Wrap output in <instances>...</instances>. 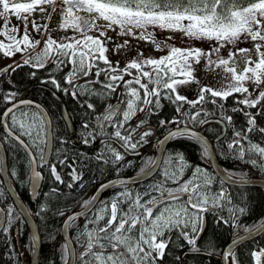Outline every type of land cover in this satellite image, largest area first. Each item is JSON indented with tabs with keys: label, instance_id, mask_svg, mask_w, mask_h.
<instances>
[{
	"label": "snow or ice",
	"instance_id": "snow-or-ice-1",
	"mask_svg": "<svg viewBox=\"0 0 264 264\" xmlns=\"http://www.w3.org/2000/svg\"><path fill=\"white\" fill-rule=\"evenodd\" d=\"M55 0H0V53L6 57H11L17 53L27 58L22 62H15V66L8 65L0 71V74L6 73L8 68L14 72L16 68L29 65L34 69H43L49 62H54L56 68L62 69L71 65L70 70L65 76L64 84H61L54 78L44 83H52L57 90L70 94L73 99L80 96H97L115 93L122 84L126 89L124 96L115 104H109L104 112L96 117L99 133L90 132L89 136L95 140L97 135L104 134L107 125H111L115 131L105 141V153H111L110 162L117 165L124 160L125 155L135 152L143 143H147L146 137L152 136L153 130L148 128L145 131H138L146 124L145 120H139L135 127H125L132 121L137 113L147 112L153 114L152 107H159L161 100L166 99L176 105L178 117H173L170 121L161 120L160 125L169 127V131L163 140L158 141L163 145L170 139L178 137L195 140L201 145V155L205 158L211 156L207 141L197 131L195 126L204 125L207 119H200L201 114L205 117L209 115L203 108L197 110V105H203L208 97L210 102L217 104L216 98L227 100L233 94H242L243 98H237L233 112H242L247 119V129L242 132H235L227 148L233 151L238 159H245L246 153L255 158H250L249 163L264 168V147L260 143H252L248 139V134L258 131L264 134V128H257L256 118L250 111L245 109H258L256 115L264 113V89L260 88L264 84V0H61L63 8L61 9L62 22L59 25L61 29L71 28L73 35L57 40L47 35L43 40L44 47L35 55L32 51L41 44L40 39L34 38L28 29L31 20L32 30L37 35H42V29L47 30L48 25H41L35 19H31L35 12L45 13V5H52ZM55 11V8L52 9ZM84 13L85 15H81ZM11 16L23 22V35L18 36L19 26L11 25ZM51 13H49V17ZM105 23L100 25L98 20ZM11 25V26H10ZM158 27L161 30H168L173 33L180 32L191 40L214 41L213 47L205 52L196 47L180 48L174 45L164 44L167 48V54L160 58H144L139 54V58H134L121 67L120 62L115 64L109 59L106 53L109 51L108 44L112 38L107 35L108 30L115 31L119 29V36H131L136 39L145 40L151 43L157 50H162L161 43L155 39L149 28ZM139 30V34H137ZM95 33V34H92ZM172 37H169L171 39ZM241 40L252 42L251 48H237L230 50L225 58L220 55L221 49L226 45L235 46ZM128 40L123 44H116L112 49L119 52L127 47ZM256 53V59L250 58L251 52ZM249 56L242 72L237 71L235 67L230 66L235 63L236 55ZM216 59H213V57ZM205 59L210 69L219 68L224 71L229 82L222 85L219 89L202 86L199 88L197 98L189 100L187 96L178 92V86L185 85L195 81L193 75V65L198 64L201 59ZM103 62L105 67H99ZM149 70H145V67ZM95 69V80L88 79ZM132 70H135L133 73ZM35 72L32 73L35 76ZM103 75L105 82H100L99 77ZM130 76L131 79H125ZM84 83H77L81 78ZM183 77V78H180ZM246 81H254L257 85L258 94L255 96L245 86ZM101 83V91H97L90 85ZM106 90V91H104ZM142 93V95H141ZM3 95L5 104H10L0 116V125L3 126L5 135L3 142L20 145L29 157V167L31 170L30 182L35 189L36 184L41 177V173L36 170L37 167L48 166L47 145L49 143L48 134L50 122L46 115L36 105L38 110L39 123L35 120L32 124L21 123L20 135H16L13 129L17 125L15 109L19 104L30 105L31 101L15 102L17 94L12 91L0 93ZM187 104L193 109L192 112L183 111V105ZM243 105L244 107H239ZM222 121L227 120L229 124L232 117L223 114ZM87 108L95 111L92 103H87ZM122 109V111H121ZM27 115V114H25ZM11 116L12 124L9 125L7 117ZM114 118H118L114 121ZM175 124L176 128L171 129L170 125ZM183 125V127H181ZM85 123L83 127L88 128ZM27 136L29 143L21 138ZM139 137V139H137ZM248 141L247 146L242 141ZM111 141L122 142L121 147L125 149L124 154L110 146ZM84 143H89L88 139ZM264 143V142H262ZM30 145L37 148L36 156L30 150ZM43 145V147H41ZM14 146V145H13ZM39 158L37 164L36 157ZM104 155H98L97 159H104ZM178 163L175 171H170L168 167L163 172L164 179L150 186L147 192L133 193L126 185L127 180L109 181L102 184L100 189H106L114 185H120L125 188L123 192H118L105 204L95 215V218L89 221L95 227L85 226L86 237L84 251L80 253L81 264H156L157 260L163 258L169 240L165 239L167 232L173 229H180L181 236L187 240L190 245H195V237L199 235L197 228L202 223L201 213L208 211L204 207L212 200V206L220 205L226 193L222 188L218 194L209 195L202 191L210 188L214 177L206 169L197 166L193 171V177L187 181H181L184 175V169L189 165L184 161L182 155L177 156ZM173 157L169 155L165 160L166 165H171ZM66 161L60 160L58 163L63 165ZM106 162H108L106 160ZM130 163V162H129ZM159 166V162L149 158L145 163V168L141 169L136 179L140 176L150 175L151 172ZM51 174L55 181L64 183L61 175L57 172L56 164L50 166ZM13 175L16 173L13 172ZM73 183L80 179L76 169L73 168L69 174ZM171 181L178 185L175 188L167 187V182ZM224 180L246 184L249 182L246 175H241L238 180H233L231 175L225 174ZM224 180L221 183H224ZM73 184H69L71 188ZM83 187V185H81ZM57 192L53 188L52 193ZM155 192L157 195H152ZM2 195V192H0ZM48 195L47 193L45 194ZM187 195V200L178 203ZM150 196L149 199L144 197ZM95 203V197L85 200L82 207L89 209ZM127 204V210H123L121 205ZM44 206H41L43 211ZM159 211L154 213V210ZM195 211H190L189 209ZM243 213L244 209H239ZM39 214V213H37ZM63 215V213H60ZM7 223L12 225L16 213L10 207L7 210ZM18 215H26L22 209ZM79 214H77L78 216ZM3 211H0V232L7 233L8 227H5L2 218ZM77 216H69L65 221L66 226H71ZM101 222L103 226H101ZM224 223H228L227 220ZM191 226V234L184 229ZM245 233L251 234L252 231H264V223H260L250 229L245 227ZM243 237H237V240ZM237 241L234 240L233 244ZM36 238L34 237L31 247L35 250ZM64 264H74L75 253L71 250L69 244L64 246ZM251 256L256 264H264V249L253 251ZM226 264H238L234 254L229 250L224 252Z\"/></svg>",
	"mask_w": 264,
	"mask_h": 264
},
{
	"label": "trees",
	"instance_id": "trees-1",
	"mask_svg": "<svg viewBox=\"0 0 264 264\" xmlns=\"http://www.w3.org/2000/svg\"><path fill=\"white\" fill-rule=\"evenodd\" d=\"M42 48L43 45L40 44L36 50L32 51V54L35 55V53L39 52ZM15 62H22V60L17 59L9 65L15 66ZM99 67H105L103 62L99 63ZM5 68L6 67L0 68V71ZM70 68L71 65H67L58 70L54 62H49L43 69H34L29 65H25L16 68L14 72L12 68H8L6 73L0 74V93L12 91L17 94L16 99L29 98L39 102L44 106L51 120L53 139L52 152L48 166L38 167L43 173V178L35 197H31L28 189L30 172L29 157L19 144L15 142H13V144L3 142L5 133L3 132L2 125H0V139L6 153V163L10 180L25 202L38 226L40 235L39 264H64L63 246L65 242L61 238L62 221L68 213L83 205L84 201L89 198L97 184L114 175L133 174L143 169L146 161L152 158L150 151L140 156H125L124 160L120 162V170L117 172V165H113L110 162L111 153H105V144L99 143L101 138L111 137L115 129L111 125H107L104 129L107 136L100 134L96 136L95 140L88 135L90 132H100L96 117L102 113L106 104H110V102L113 101V94L111 93L103 96L83 95L78 99H73L70 94L57 90L52 83L42 82L48 81L54 76L61 86L64 87L66 86L64 84L65 76ZM33 72L36 73L35 76L32 75ZM89 79H96L95 69H93ZM99 80L100 82H105L104 76L101 75ZM80 83H84V81ZM90 87L95 88L97 91H101V83L92 84ZM51 91H55L64 103L72 123V131H69L61 114L60 103L51 95ZM125 92L126 89L123 87L121 99H126L124 96ZM238 97L242 99L243 95L233 94L227 98V100L216 98L218 103L212 104L210 102L211 97L209 96L208 100L203 105L196 106L197 110L203 108L209 113L207 117L201 114L200 119L210 117L221 119L222 110L220 105H223V114L231 116L232 122L229 124L227 120H223L225 122L226 131L221 139L216 141L213 139L220 132V124L217 122H208L201 127L200 124L197 123L195 128L199 129L212 141L217 160L226 172L239 177L241 175H246V177H264V168L248 162L250 158L255 157L246 153L245 159H238L237 155L227 148V144L233 139L234 133L238 131L242 132L248 127L247 119L243 113L232 111L233 108L237 107L235 100ZM87 103H92L95 107V111L88 109ZM7 105L8 104H5L3 101V95H0V116ZM150 107H152L153 114L149 115L147 112L137 113V116L125 125L126 128L129 126L135 127L136 122L145 120V128L140 131L142 132L151 128L154 133L152 136L146 137V140L157 139L169 129V127L160 125L161 120L170 121L173 117H178L176 105L169 100L162 99L161 105L158 108L154 105ZM239 107L244 106L240 105ZM182 110L185 112L193 111L189 105L185 104ZM245 110L255 115L257 128H264V113L256 115L258 109ZM15 115L17 117V125L13 131L18 135H20L21 132V123L32 124L34 120L36 123H39L38 110L32 105H23L15 109ZM6 119L11 126V116ZM116 119L118 118H114V121ZM85 123L89 125L87 129L83 127ZM174 125L175 124H172L170 127ZM21 138L26 143H29V138L27 136H22ZM85 139H88L89 143L85 144ZM137 139H139V137H137ZM248 139L251 140L252 143H260L261 146L264 147V143H262L264 142V134L253 131L248 134ZM242 142L247 146V140ZM110 146L121 152L120 148L114 142L111 141ZM41 147H43V145H41ZM30 148L34 156H36L37 148L31 145ZM201 152V145L195 140L184 137L171 139L166 146L157 172L143 182L126 185L133 193L149 191L150 186L164 179L163 172L166 167H168L170 171L176 170V165L178 163L177 156L182 155L184 161L189 165V167L184 169V175L181 177L182 182L191 179L194 169L199 166L200 168L206 169L207 172L214 177L210 188L202 191L209 193L211 196L218 194L222 188L225 190L226 195L220 202V205L205 212V228L195 245H190L187 240L181 236L180 229H173L165 235V239L169 240V243L163 258L157 260L156 264H221L218 254H220L226 243L233 237L245 232V227L251 229L264 219V189L253 185L242 186L221 183L222 180L213 172L209 159L203 157ZM121 154L123 153L121 152ZM98 155H104L105 158L98 160ZM169 155L173 157L170 166L165 164V160ZM36 159L39 164L38 156ZM60 160H65L66 162L61 165L58 163ZM106 160L108 162H106ZM51 164H56L57 172L64 181L63 184L55 181L50 170ZM73 168L76 169L77 174L80 176V179L74 183L69 175ZM13 172L16 174L13 175ZM70 183L73 184L71 188L68 187ZM81 185H83V187H81ZM166 186L175 188L178 185L173 184L169 180ZM53 188L57 189V192L52 193ZM124 190V187L116 186L106 191L90 212L76 218L75 221L71 223V226H69L70 236L76 250L75 264H81L79 256L86 244V237L82 235V233L85 232V226L87 225L88 228L95 227V225L90 224L89 221L95 218V215L100 209L110 202L116 193L123 192ZM0 192H2V195H0V205L6 210V222L4 226L8 227L7 233L0 232V264H27L26 259L22 258L16 248L12 235V228L14 224H18V242L20 247L22 246L26 251H28L29 248L28 229L12 203L2 183L1 175ZM46 193L48 194L47 196L45 195ZM152 195H157V193L153 192ZM149 198L150 196L144 197V199ZM185 200L186 197L184 196L178 203H183ZM42 205L44 206L43 211L41 210ZM204 206H212L211 198L209 199V203ZM10 207L17 214L11 226L7 223V210ZM121 208L126 211L127 204L121 205ZM239 209H244L243 213H241ZM189 210L194 211L191 208ZM158 211L159 208L155 209L154 213ZM60 213H63V215ZM225 220H227L228 223H224ZM101 226H103V223H101ZM184 230L191 234L190 225ZM263 248L264 231L256 237L241 243L235 248L233 254L238 264H253L251 253L254 250ZM191 250L204 251L205 253L189 252Z\"/></svg>",
	"mask_w": 264,
	"mask_h": 264
},
{
	"label": "rangeland",
	"instance_id": "rangeland-1",
	"mask_svg": "<svg viewBox=\"0 0 264 264\" xmlns=\"http://www.w3.org/2000/svg\"><path fill=\"white\" fill-rule=\"evenodd\" d=\"M59 4V6H57ZM62 5L61 0H55V3L52 5H48V8L51 10V16L43 22L40 20L41 13L35 12L31 19H35L39 24L41 25H48L47 30L42 29V35H37L35 31L32 30L31 26V20L28 24V29L31 35L41 40V44L43 45V40L47 39V35L51 34V36L58 41L62 38L72 36L73 30L69 27L67 29H61L59 25L61 24L60 15L57 9ZM55 8V11H52V9ZM81 15H85L84 13H80ZM11 25L19 26V33L18 36L23 35V22L16 19L15 16H11ZM98 24L103 25L105 22L101 19L97 21ZM0 25H2V21H0ZM10 25V26H11ZM149 32H152L155 36V39L161 43L162 50H157L151 43H148L145 40H140L133 38L131 36H119L118 32L119 29L117 28L115 31L108 30L107 35L112 38V42L108 44L109 51L106 53V55L109 57V59L115 64L116 61L120 62L121 67L124 66V64L134 58H139V54L142 53L144 58H160L163 55L167 54V48H163V45L166 43L168 45H174L176 47L180 48H188V47H196L204 50L205 52L209 51L213 45L214 41H208V40H191L188 37H185L180 32H171L168 30H161L158 27L152 28L150 27ZM95 34V33H92ZM137 34H139V30H137ZM169 37H172L169 39ZM0 39H4L7 43L8 41L4 37H0ZM125 40H128V45L125 48H122L118 53L112 51V49L115 47L116 44H123ZM40 46V45H38ZM44 47V45H43ZM252 42L250 40L244 41L241 40L238 42L235 46L233 45H226L224 48L221 49L220 55L223 57L228 56V52L230 50H235L237 48H251ZM20 54L17 53L11 57H6L3 53H0V67L5 64H10L13 62ZM27 56L25 55V57ZM250 58L252 60L256 59V53L253 51L250 53ZM19 59V57L17 58ZM213 59H216L214 56ZM249 59V56L244 55H236L234 57L235 63L231 64L230 66L235 67L237 71L242 72L245 65L246 60ZM194 71L193 75L195 76V81L178 86V92L181 95L187 96L189 100H195L198 95L199 88L202 86H208L212 88L219 89L222 85H226L229 82V77H226V74L222 69L215 68L210 69L207 66L206 60L201 59V61L198 64L193 65ZM145 70H149V68L146 66ZM133 73H135V70H132ZM90 77H88L89 79ZM183 78V77H180ZM125 79H131L130 76H125ZM84 78L82 77L77 83L83 82ZM245 86L249 88V91L253 93L255 96L258 94L257 85L254 81H246ZM261 89H264V84L260 85ZM123 85L121 84L115 93H113L112 98L113 99H119L122 93ZM187 105V104H185Z\"/></svg>",
	"mask_w": 264,
	"mask_h": 264
},
{
	"label": "water",
	"instance_id": "water-1",
	"mask_svg": "<svg viewBox=\"0 0 264 264\" xmlns=\"http://www.w3.org/2000/svg\"><path fill=\"white\" fill-rule=\"evenodd\" d=\"M60 17H61V22H62V16H61V11H60ZM34 87V86H33ZM52 96L59 101L60 103V109H61V114H62V117L64 119V121L66 122L68 128L70 131H72V124H71V121H70V118H69V115H68V112L66 111V108L64 106V103L62 102L61 98L55 93V92H51ZM20 101H31L32 103L30 105L36 107V105H39L40 106V109L43 111V114L46 115L47 117V120L50 122V124L48 125L49 127V134H48V139H49V143L47 145V153H48V161H49V157H50V154H51V151H52V129H51V120H50V116L48 114V112L46 111V109L44 108L43 105H41L39 102H36L34 100H31L29 98H20V99H17L15 100V102L17 104H19ZM24 104H19V107L20 106H23ZM11 105L8 104L5 109L3 110V112L6 110L7 107H10ZM3 112L1 114V116L3 115ZM207 121L210 122V121H216V122H219L220 125H221V131L220 133L214 137V140H218L220 139L221 137H223L224 133H225V123L220 120V119H215V118H207ZM181 127H183V125H181ZM176 126L172 127L171 129H175ZM2 129L4 131V128L2 126ZM169 131V130H168ZM167 131V132H168ZM195 131H197L202 137H204V139L207 141L208 145H209V150L211 152V156L209 157V162H210V165H211V168L212 170L214 171V173L221 179V180H224V176L225 174L227 175H230L228 174L226 171H224V169L220 166V164L218 163V160H217V157H216V154H215V151H214V148H213V145H212V142L211 140L206 136L204 135L200 130L198 129H195ZM167 132L162 135L160 138H158L157 140H155L152 144L153 146L155 147L156 149V153H155V157L154 159L157 160L159 162V165H160V162L162 160V157H163V154H164V150L168 144V142L171 140H168L165 144L161 145L158 143V141L160 140H163L164 137L166 136ZM5 133V132H4ZM15 133V132H14ZM16 134V133H15ZM17 135V134H16ZM105 138L101 139V141H103ZM26 143V142H25ZM242 144H244L242 142ZM121 146V145H120ZM122 148V147H121ZM123 151L125 152V149L122 148ZM127 154H135L134 152H128ZM34 155V154H33ZM159 167V166H158ZM158 167H156L150 175H146V176H140L139 179H136L138 174L141 172H138L136 174H133V175H128V176H117V177H114V178H111V179H108L104 182H102L101 184H99L94 192L92 193L91 198L95 197V203L93 204V206L97 203V201L99 200L100 196L102 195V193L110 188H106V189H101L100 191H97V189H100L101 188V185L102 184H107L109 181H116V180H127L128 183H136V182H139V181H142V180H145L149 177H151L158 169ZM37 171H39L41 173V177H43L42 175V172L41 170L37 167L36 168ZM0 175H1V179H2V182H3V185L6 189V191L8 192V195L10 196L11 200H12V203L14 204V206L16 207V209L18 210V212L20 213V211L23 209L25 212H26V215H23L21 216L24 220V222L26 223L27 227H28V230H29V235H30V241L32 243L34 237L36 238V246H35V250L32 249L31 247V253H30V257H29V261H28V264H38V253H39V249H40V236H39V232H38V227H37V224L34 220V218L32 217L31 213L29 212L26 204L24 203V201L22 200V198L20 197V195L18 194V192L16 191L12 181L10 180V177H9V174H8V168H7V163H6V153H5V149H4V146H3V143L2 141L0 140ZM30 176H31V170H30V173H29V180H28V189L30 191V194H31V197H35L36 196V193L41 185V182H42V179H40L38 181V183L36 184L35 186V189L33 188V184L30 182ZM232 176V175H231ZM233 177V180H238L237 177ZM249 182L246 183V184H243V183H238V182H230V181H227V180H224L225 183L227 184H232V185H254V186H259V187H262L264 188V178H261V177H247ZM187 197V195H185ZM93 206L89 209H84L82 206L77 209V210H74L72 212H70L63 220L62 222V225H61V236L62 238L64 239L65 243L69 244L71 246V250L75 253V248H74V244L72 242V239L70 237V234H69V226H66L65 224V221L68 219L69 216H77V214H79L77 217L79 216H82L84 214H86L87 212H89ZM206 208H213V206H204ZM0 211H3L4 213V216L2 218V222L4 224V220H5V210L0 206ZM206 212V211H205ZM205 212L201 213L202 217H203V220H202V223L200 224V228L198 230V233L199 235L195 237L196 239V242L198 241V239L200 238L204 228H205ZM260 223H264V220ZM259 223V224H260ZM257 226V225H256ZM254 229V227L252 228ZM263 231H252L251 234H247V233H242V234H239L237 235L236 237L232 238L231 240H229L227 242V244L223 247L221 253L219 254V259H220V262L221 264H226L225 260H224V252L229 250V248H231V251L233 253V251L235 250V248L237 246H239L241 243L253 238V237H256L257 235H259L260 233H262ZM243 237V239H239L237 240V237ZM236 240L237 242L235 244H233V241ZM192 252H199V253H205L204 251H192ZM74 261H75V257H74Z\"/></svg>",
	"mask_w": 264,
	"mask_h": 264
},
{
	"label": "flooded vegetation",
	"instance_id": "flooded-vegetation-1",
	"mask_svg": "<svg viewBox=\"0 0 264 264\" xmlns=\"http://www.w3.org/2000/svg\"><path fill=\"white\" fill-rule=\"evenodd\" d=\"M119 100L118 99H114L112 102H110L111 104H114V103H116V102H118ZM109 104H106L105 105V107H104V110H105V108L108 106ZM143 128H145V126L143 127ZM142 128V129H143ZM141 129H139L138 131H140ZM101 140V139H100ZM100 140H99V143H100ZM156 139H149V140H147V143H143L140 147H138L137 149H136V151L134 152L135 154H126L125 156L126 157H134V156H140V155H142V154H144V153H146L147 151H150V153L152 154V159H154V157H155V153H156V149H155V147L153 146V142L155 141ZM112 142H114L119 148H120V150H121V152L124 154V151H123V149L121 148V142H119V141H112ZM161 164V163H160ZM160 166V165H159ZM145 168V167H144ZM159 168V167H158ZM158 170V169H157ZM141 170H139V171H137V172H135V173H133V174H136V173H138V172H140ZM157 172V171H156ZM155 172V173H156ZM154 173V174H155ZM153 174V175H154ZM128 175H130V174H128ZM152 175V176H153ZM117 176H125V174H118V175H114V176H111V177H108V178H106V179H104L103 181H101L99 184H101L102 182H104V181H106V180H108V179H111V178H114V177H117ZM151 176V177H152ZM150 178V177H149ZM149 178H147V179H149ZM147 179H145V180H147ZM145 180H142V181H139V182H136V183H128V184H137V183H140V182H143V181H145ZM99 184H97V186L99 185ZM96 186V187H97ZM116 186H120V185H114V186H112V187H110V188H108V189H106L103 193H105L106 191H108V190H110V189H112V188H114V187H116ZM95 187V188H96ZM95 188H94V190H95ZM94 190L91 192V194H90V196H89V198L91 197V195H92V193L94 192ZM103 193H102V195H103ZM102 195L100 196V198L102 197ZM88 198V199H89ZM100 198H99V200H100ZM87 199V200H88ZM98 200V201H99ZM98 201H97V203H98ZM96 203V204H97ZM95 204V205H96ZM95 205L93 206V208L95 207ZM92 208V209H93ZM91 209V210H92ZM90 210V211H91ZM89 211V212H90ZM88 213V212H87ZM80 217V216H79ZM78 218V217H77ZM5 222H6V217H5V220H4V225H5ZM15 222V221H14ZM25 223V222H24ZM101 223H104V222H101ZM25 225H26V223H25ZM27 226V225H26ZM27 229H28V227H27ZM70 233V232H69ZM28 234H29V232H28ZM12 235H13V238H14V242H15V245H16V248H17V250H18V252H19V254L22 256V258H24V259H26V261H28V256H29V252H30V243H29V248H28V251H26L24 248H22V246L20 247V245H19V242H18V224H14L13 225V228H12ZM84 251V250H83ZM82 251V252H83ZM75 252H76V250H75ZM75 261H76V258H75Z\"/></svg>",
	"mask_w": 264,
	"mask_h": 264
},
{
	"label": "crops",
	"instance_id": "crops-1",
	"mask_svg": "<svg viewBox=\"0 0 264 264\" xmlns=\"http://www.w3.org/2000/svg\"><path fill=\"white\" fill-rule=\"evenodd\" d=\"M45 8L47 9V11L41 14V17H40V20L43 22L48 18L49 13L51 12L50 8H48V5H45Z\"/></svg>",
	"mask_w": 264,
	"mask_h": 264
},
{
	"label": "bare ground",
	"instance_id": "bare-ground-1",
	"mask_svg": "<svg viewBox=\"0 0 264 264\" xmlns=\"http://www.w3.org/2000/svg\"><path fill=\"white\" fill-rule=\"evenodd\" d=\"M53 92H55V91H53ZM66 111H67V109H66ZM109 137H107V139H108ZM24 150V149H23ZM30 150H31V148H30ZM25 151V150H24ZM32 151V150H31ZM52 152V151H51ZM51 155V154H50ZM42 172V171H41ZM43 174V173H42ZM254 186V185H253ZM256 263V262H255Z\"/></svg>",
	"mask_w": 264,
	"mask_h": 264
}]
</instances>
